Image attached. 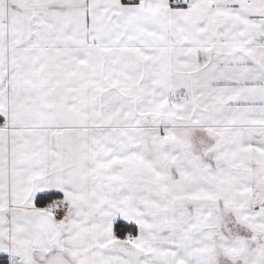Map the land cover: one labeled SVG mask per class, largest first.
<instances>
[{"label":"snow or ice","instance_id":"snow-or-ice-1","mask_svg":"<svg viewBox=\"0 0 264 264\" xmlns=\"http://www.w3.org/2000/svg\"><path fill=\"white\" fill-rule=\"evenodd\" d=\"M0 264H264V0H0Z\"/></svg>","mask_w":264,"mask_h":264}]
</instances>
